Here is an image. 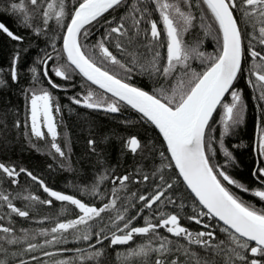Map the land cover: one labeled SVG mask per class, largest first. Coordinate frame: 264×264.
Here are the masks:
<instances>
[{
    "label": "snow or ice",
    "instance_id": "snow-or-ice-1",
    "mask_svg": "<svg viewBox=\"0 0 264 264\" xmlns=\"http://www.w3.org/2000/svg\"><path fill=\"white\" fill-rule=\"evenodd\" d=\"M3 10L44 47L37 46L22 84L21 61L33 45L21 47L29 37L0 22V32L18 45L8 79L0 69V89L15 84L23 99L22 115L19 108L0 112V127L7 130L11 115L12 128L30 143L47 136L54 160L68 159L57 141L63 109L72 111V105L134 113L124 126L154 127L161 139L121 136L124 154L134 158L132 170L117 174L98 161L93 182L78 186L87 202L24 167L0 162V264H107L108 247L127 246L135 237L142 242L116 252L120 264H264V119L257 125L256 185L230 175L239 145L225 143L247 113L235 86L240 78L246 76L264 118V0H7ZM208 39L212 52L202 50ZM137 76L149 84L138 85ZM57 91L73 93L69 105ZM87 143L95 153L96 139ZM21 174L47 198L19 189ZM237 190L250 192L260 206ZM53 199L74 206V218L64 208L42 214ZM13 216L37 226L17 227Z\"/></svg>",
    "mask_w": 264,
    "mask_h": 264
},
{
    "label": "trees",
    "instance_id": "trees-1",
    "mask_svg": "<svg viewBox=\"0 0 264 264\" xmlns=\"http://www.w3.org/2000/svg\"><path fill=\"white\" fill-rule=\"evenodd\" d=\"M13 2H19V0H13ZM6 3L7 0H0V22L4 23L15 33L29 37L26 44L20 45L21 47L27 46L28 43L33 45L21 61L22 65L25 66L22 69L23 79L21 81L24 84L28 78L27 66H30L34 57L38 55L37 46L43 48L44 44L42 40L35 39L29 31L24 30L18 23L15 15L6 13L3 10V6ZM196 35L197 33L195 32L190 33L187 37L188 41L191 42ZM16 46H18L16 42L11 41L6 34L0 32V69L4 71L5 79H8L7 72L11 52ZM214 48V42L208 39L205 40L202 50L212 52ZM55 79L59 82V78ZM77 79L79 82V78ZM9 82L11 83V81ZM135 82L145 87L149 84L148 79L143 76H137ZM235 86L243 91L247 102V113L244 123L239 126L234 135L227 137L225 140L226 145L230 149L234 145H239L233 152L236 157V166L229 169V173L245 185L254 186L257 184L255 177L252 175L256 170L258 162L256 150L257 125L264 118L261 117V110L257 107L259 102L251 86L248 85L246 76L240 78ZM76 91H79V88ZM56 94L60 96L62 105L70 104L67 97L73 94L71 91L67 94L57 91ZM22 105L23 99L19 95L18 87L15 84L10 89H0V112H3L5 109L19 108L21 109L20 115H22ZM71 107L72 111H69L67 107L63 109V120L59 128L60 136L57 141L62 149L65 150L68 156L67 160H62L58 156L55 160L53 159L54 153L50 154V138L47 136L44 140H33L30 143L18 130L12 128L13 117L9 115L7 130L0 127V162L24 167L43 179L49 187L57 191H64L67 194L77 195L78 198H84L87 202L89 198L79 192L78 186L93 182L96 174L101 170V165L98 161H104L108 166L114 167L117 174L125 172L126 169L128 171L132 170L134 158L131 155L124 154L121 136H127L130 132H140L141 135L150 137L157 142L161 138L154 127L145 128L139 126L128 128L124 126L122 121L125 117L135 119L134 113L125 112L123 115L105 114L103 111L90 110L81 106L72 105ZM113 133L116 135H112ZM90 136L97 141L95 153L91 151L87 143ZM105 136L109 137L107 141L104 140ZM33 143L36 147H32ZM218 159H223L222 153L219 154ZM60 163L65 164L63 169L59 167ZM49 165H52V168H49ZM2 175L0 173V176ZM4 187L13 192L18 190L17 185L5 183ZM19 189H28L35 195H39L41 199L47 198V194L24 174H21L19 177ZM239 194L243 199L257 203V206H260L258 198L253 197L250 192L244 193L239 191ZM184 195L187 197V193H184ZM95 202L99 204V200ZM16 203L18 207L21 206L20 201H16ZM61 208L66 209L65 214L69 218H74L77 211L74 206L67 203L62 204L54 199L51 207L43 206L41 208V213L55 215ZM2 214L3 210L0 209V215ZM4 223L7 224L8 221L5 220ZM13 223L17 227L37 226L33 224L31 219L16 216H13ZM137 223L141 224L142 221H137ZM182 223L194 232L203 230L202 225H197L194 222L182 221ZM44 226L47 227L49 225L45 222ZM140 242H142V238L135 237L134 242H130L127 246L108 247L106 250L107 264H120L116 258V252H124L128 247ZM74 246L84 247L85 245H68V247ZM194 251H197L201 256L204 255L203 251L198 248L194 249ZM133 264H135V261Z\"/></svg>",
    "mask_w": 264,
    "mask_h": 264
},
{
    "label": "water",
    "instance_id": "water-1",
    "mask_svg": "<svg viewBox=\"0 0 264 264\" xmlns=\"http://www.w3.org/2000/svg\"><path fill=\"white\" fill-rule=\"evenodd\" d=\"M158 131V130H157Z\"/></svg>",
    "mask_w": 264,
    "mask_h": 264
}]
</instances>
